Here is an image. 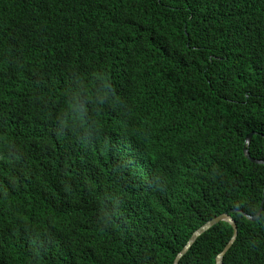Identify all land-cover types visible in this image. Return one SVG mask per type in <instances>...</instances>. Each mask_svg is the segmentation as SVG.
Wrapping results in <instances>:
<instances>
[{
    "label": "trees",
    "instance_id": "16d2710c",
    "mask_svg": "<svg viewBox=\"0 0 264 264\" xmlns=\"http://www.w3.org/2000/svg\"><path fill=\"white\" fill-rule=\"evenodd\" d=\"M0 59V264H173L224 212L264 264V0H0Z\"/></svg>",
    "mask_w": 264,
    "mask_h": 264
},
{
    "label": "water",
    "instance_id": "95a60500",
    "mask_svg": "<svg viewBox=\"0 0 264 264\" xmlns=\"http://www.w3.org/2000/svg\"><path fill=\"white\" fill-rule=\"evenodd\" d=\"M251 137H252V134H249L247 136V139H246V149L244 151L245 156L248 158V160L252 164L264 165V161L255 160V159H252L249 157L248 144L250 142ZM263 208H264V200L262 201L261 207L258 210L257 215H255L254 217L245 216V218H247L252 223H257L262 216ZM230 214H231V212H224V214L211 219L206 224H204L202 227H200L197 231H195L194 234L189 239L187 245L176 256L173 264H180L181 261L184 259V257H186L188 255V253L192 250V248L196 245L195 243L197 242V240L200 239L204 234H206L208 231L215 228L216 226H218L222 223H225L231 227V229L233 231V236L230 239L227 246L222 251V253L220 255H218V257L216 258V264H223L225 257L234 247V245L237 241V237H238V227H237L235 221L230 217Z\"/></svg>",
    "mask_w": 264,
    "mask_h": 264
},
{
    "label": "clouds",
    "instance_id": "9594fccd",
    "mask_svg": "<svg viewBox=\"0 0 264 264\" xmlns=\"http://www.w3.org/2000/svg\"><path fill=\"white\" fill-rule=\"evenodd\" d=\"M0 67L5 70V74L10 75L11 74V67H9V63L6 60L0 59ZM3 160V157L0 158V161ZM157 180V179H156ZM165 188L167 190V194L170 198H173L176 202H178L179 199V190L175 186L173 182L170 180L164 179Z\"/></svg>",
    "mask_w": 264,
    "mask_h": 264
},
{
    "label": "bare ground",
    "instance_id": "6f19581e",
    "mask_svg": "<svg viewBox=\"0 0 264 264\" xmlns=\"http://www.w3.org/2000/svg\"><path fill=\"white\" fill-rule=\"evenodd\" d=\"M16 53V52H15ZM13 152H15V151H13ZM15 154V153H14ZM17 155H18V153H16ZM24 175V174H23Z\"/></svg>",
    "mask_w": 264,
    "mask_h": 264
}]
</instances>
